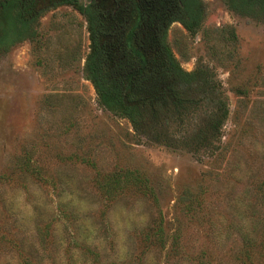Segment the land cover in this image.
Here are the masks:
<instances>
[{
  "label": "rangeland",
  "instance_id": "obj_1",
  "mask_svg": "<svg viewBox=\"0 0 264 264\" xmlns=\"http://www.w3.org/2000/svg\"><path fill=\"white\" fill-rule=\"evenodd\" d=\"M33 1V35L0 50V264H264V10L202 0L196 35L168 30L185 71L206 70L229 107L219 150L194 154L103 108L85 16ZM206 101L185 126L205 122ZM131 172L146 187L103 194Z\"/></svg>",
  "mask_w": 264,
  "mask_h": 264
},
{
  "label": "trees",
  "instance_id": "obj_2",
  "mask_svg": "<svg viewBox=\"0 0 264 264\" xmlns=\"http://www.w3.org/2000/svg\"><path fill=\"white\" fill-rule=\"evenodd\" d=\"M228 2L238 11L264 10V0ZM58 3L74 7L87 20L90 51L84 73L103 108L127 118L138 139L174 148L186 146L194 154L219 150L229 115L227 101L206 70L185 71L167 41L174 22L181 23L191 35L197 34L207 15L202 0H170L169 4L158 0L143 9L134 5L135 11L127 10L131 5L127 3L117 13L99 0H90L87 5L78 0ZM35 5L33 0H0V50L8 51L33 35L38 18ZM206 100H212L214 107L205 122L185 126L184 120L207 106L202 104ZM135 178L133 172L110 177L103 194L114 198L139 183L146 187Z\"/></svg>",
  "mask_w": 264,
  "mask_h": 264
},
{
  "label": "flooded vegetation",
  "instance_id": "obj_3",
  "mask_svg": "<svg viewBox=\"0 0 264 264\" xmlns=\"http://www.w3.org/2000/svg\"><path fill=\"white\" fill-rule=\"evenodd\" d=\"M100 1H102V0H100ZM156 1H158V0H105L104 2H105V4L108 5V7H110V6L112 7V9H110V10H113L114 13H117L116 11H118L121 7H124V5H126L127 3L131 4L130 8L129 7H128L129 9H127L126 7L125 8L127 10H130V11L131 10L135 11V8H133L134 5H139L143 9L145 7L147 8L149 6H152L153 4L156 3ZM163 1H165L168 4L170 2V0H163ZM131 7H132V9H131Z\"/></svg>",
  "mask_w": 264,
  "mask_h": 264
}]
</instances>
